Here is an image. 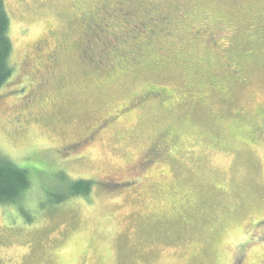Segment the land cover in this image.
Instances as JSON below:
<instances>
[{
	"label": "rangeland",
	"instance_id": "1",
	"mask_svg": "<svg viewBox=\"0 0 264 264\" xmlns=\"http://www.w3.org/2000/svg\"><path fill=\"white\" fill-rule=\"evenodd\" d=\"M148 1L3 0L0 152L33 171L0 202V264H264V0H152L160 21L134 24ZM37 37L58 56L39 70ZM147 88L172 99L96 130ZM165 130L177 163L141 164ZM65 177L94 184L53 202Z\"/></svg>",
	"mask_w": 264,
	"mask_h": 264
},
{
	"label": "flooded vegetation",
	"instance_id": "2",
	"mask_svg": "<svg viewBox=\"0 0 264 264\" xmlns=\"http://www.w3.org/2000/svg\"><path fill=\"white\" fill-rule=\"evenodd\" d=\"M136 1H137L136 4H138V5L132 4L130 9L125 10L127 13L136 12L137 8L142 7L139 0H136ZM144 1H146V0H144ZM158 2H160V1H158ZM148 3L151 5V7L150 8L147 7V9L142 10L141 17L139 16V19L136 21L133 20L134 24H136V22L139 25L143 24V23L146 24L148 21H149V23H151V21L153 19L160 21V19L157 18V17H159L158 12H157L158 7H156V4H154L152 2V0L148 1ZM160 3L162 4V1ZM132 9H133V11H132ZM102 11L108 13V11L105 8H103ZM97 14L99 17H101L100 16V14H101L100 9H99ZM169 17L171 18L170 15H169ZM163 19H165V21L168 23L167 27L171 28L173 30L174 27L171 26L172 25L171 21L168 20L167 17H163ZM156 20H154V21H156ZM75 24H77V23L75 22ZM78 24H82V23H78ZM88 28H89V24H87V29ZM149 31H152V28ZM50 35L54 36L55 34L53 31H50ZM113 36L115 37L116 35H113ZM137 48L139 49V45L137 46ZM32 50H34L33 66L32 67H34L35 69H38V70L41 67L43 68L44 66H46L47 61H50L54 64V62H56V58H58L57 54L49 46V42L46 41L45 39L40 38V37H37L35 44L32 47ZM29 60L30 59L28 57H25L23 59L25 66L28 65ZM126 62H128V61H126ZM55 65L50 67L48 69V71L53 70L52 68H54ZM38 70H37V72H38ZM41 73H42V70L39 73V76H40L39 79H40V83L43 85L45 82V77ZM53 73H54V70H53ZM135 97H136L135 99L131 98L132 100L131 99L128 100L126 105L121 106L120 108H118L117 110L112 112L111 114L104 117L100 121V123H98V125L95 127L96 130L102 129V127H104V126H106L105 128H107L108 126L112 125L113 123H115L114 120L117 117H119L122 113L124 115H126V114H128V112H130L132 110H135V109L138 110V109L144 107L145 104H153V105L158 104L161 107H163V106H166L167 104H169L168 102L172 99L171 95L168 91H166L164 89L163 90L157 89V88L144 89V90L138 92L135 95ZM262 126H264V120H260V126L257 127L258 133L260 135H262L264 133ZM159 135H160L159 137L155 136L154 139L150 142V144L145 147V156L144 157L146 158V160L141 162V164H143V165L151 164L152 162H154L157 159H160L162 161L164 158L172 159L175 163H177V159H176L177 157L175 156V154L173 152L176 150V147L178 145V138L176 136H173L168 130H165L163 133H161ZM92 137L93 136H91V132H90L88 135L84 136L82 138V140L72 142L71 144L66 143L63 146V148L65 149V151L63 152V155H65L63 157L64 161L65 160L68 161V153L70 154L69 150H74L77 147L85 146L89 141L92 140L91 139ZM190 142L192 143L193 141L191 140ZM80 157L81 156H78V158H80ZM104 182L107 183V185L113 186V187H115L116 185L125 186L126 184L132 183L129 180L123 181V183H122V182L116 181V179H107Z\"/></svg>",
	"mask_w": 264,
	"mask_h": 264
},
{
	"label": "trees",
	"instance_id": "3",
	"mask_svg": "<svg viewBox=\"0 0 264 264\" xmlns=\"http://www.w3.org/2000/svg\"><path fill=\"white\" fill-rule=\"evenodd\" d=\"M8 26L9 18L3 0H0V87L12 75V67L9 63L12 43L8 36ZM32 171L31 167L27 169L19 166L6 154L0 152V202H13L25 195L32 184V176L30 178ZM62 181L63 194L55 197L53 202L64 195L87 196L94 184L89 178L69 180L65 177Z\"/></svg>",
	"mask_w": 264,
	"mask_h": 264
}]
</instances>
